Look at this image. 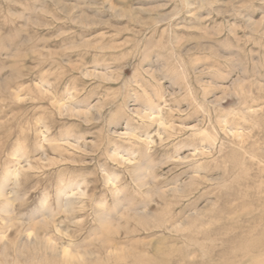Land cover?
Masks as SVG:
<instances>
[{
    "label": "rangeland",
    "instance_id": "rangeland-1",
    "mask_svg": "<svg viewBox=\"0 0 264 264\" xmlns=\"http://www.w3.org/2000/svg\"><path fill=\"white\" fill-rule=\"evenodd\" d=\"M0 264H264V0H0Z\"/></svg>",
    "mask_w": 264,
    "mask_h": 264
},
{
    "label": "bare ground",
    "instance_id": "bare-ground-1",
    "mask_svg": "<svg viewBox=\"0 0 264 264\" xmlns=\"http://www.w3.org/2000/svg\"><path fill=\"white\" fill-rule=\"evenodd\" d=\"M68 254V253H67Z\"/></svg>",
    "mask_w": 264,
    "mask_h": 264
}]
</instances>
